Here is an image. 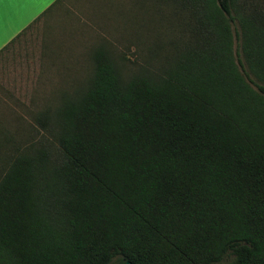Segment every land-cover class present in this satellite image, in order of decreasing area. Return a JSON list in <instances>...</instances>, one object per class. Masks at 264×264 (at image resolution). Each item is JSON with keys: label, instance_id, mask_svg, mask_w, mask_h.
<instances>
[{"label": "trees", "instance_id": "trees-1", "mask_svg": "<svg viewBox=\"0 0 264 264\" xmlns=\"http://www.w3.org/2000/svg\"><path fill=\"white\" fill-rule=\"evenodd\" d=\"M164 2L170 61L124 77L99 44L34 116L56 158L0 129V264H264V0Z\"/></svg>", "mask_w": 264, "mask_h": 264}, {"label": "rangeland", "instance_id": "rangeland-1", "mask_svg": "<svg viewBox=\"0 0 264 264\" xmlns=\"http://www.w3.org/2000/svg\"><path fill=\"white\" fill-rule=\"evenodd\" d=\"M62 7L0 56V129L13 134L14 145L42 140L51 158L58 153L52 128L44 130L34 116L45 108L52 113L63 95L86 86L97 45L109 49L128 77L170 61L184 34L179 8L164 0H65ZM1 165L0 160V174Z\"/></svg>", "mask_w": 264, "mask_h": 264}, {"label": "crops", "instance_id": "crops-1", "mask_svg": "<svg viewBox=\"0 0 264 264\" xmlns=\"http://www.w3.org/2000/svg\"><path fill=\"white\" fill-rule=\"evenodd\" d=\"M53 2L55 0H33V3L24 8L14 6L6 9L5 21L0 27V50Z\"/></svg>", "mask_w": 264, "mask_h": 264}, {"label": "snow or ice", "instance_id": "snow-or-ice-1", "mask_svg": "<svg viewBox=\"0 0 264 264\" xmlns=\"http://www.w3.org/2000/svg\"><path fill=\"white\" fill-rule=\"evenodd\" d=\"M31 3H33V0H0V27L4 24L6 9L14 6L24 8Z\"/></svg>", "mask_w": 264, "mask_h": 264}, {"label": "water", "instance_id": "water-1", "mask_svg": "<svg viewBox=\"0 0 264 264\" xmlns=\"http://www.w3.org/2000/svg\"><path fill=\"white\" fill-rule=\"evenodd\" d=\"M127 264V263H126Z\"/></svg>", "mask_w": 264, "mask_h": 264}]
</instances>
